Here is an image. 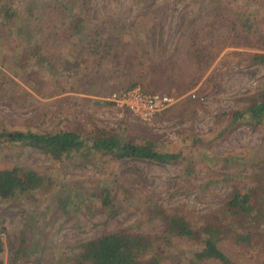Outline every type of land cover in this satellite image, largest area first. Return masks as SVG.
I'll list each match as a JSON object with an SVG mask.
<instances>
[{"label": "rangeland", "instance_id": "1", "mask_svg": "<svg viewBox=\"0 0 264 264\" xmlns=\"http://www.w3.org/2000/svg\"><path fill=\"white\" fill-rule=\"evenodd\" d=\"M3 1L26 25L12 38H0V131H54L77 122L89 131L97 124L157 141L158 148L188 154L193 161L190 178L180 175V166L138 159L70 173L68 162L61 172L38 150L0 143V169L24 166L53 180L46 194L0 199L4 264H73L82 243L118 229L153 237L162 230L155 213L159 207L198 225L262 176L264 126L257 131L242 126L212 145L192 142L215 137L227 124L224 113L241 107L264 83V66L249 62L252 53H264V0ZM79 11L84 28L66 40L63 31ZM247 19L249 31L242 24ZM44 39L55 72L35 58L21 65L23 53L33 54ZM74 49L79 57L70 56ZM142 81L174 98L151 122L102 103L132 82L143 87ZM190 181L192 192L182 194ZM103 186L112 187L124 207L119 216L107 218L109 209L103 206L94 209L98 198L91 195L75 212L56 210L61 189L80 199ZM218 245L237 264L264 259L262 244L246 254L230 239ZM202 246L201 237L196 242L173 238L165 263L186 262Z\"/></svg>", "mask_w": 264, "mask_h": 264}, {"label": "trees", "instance_id": "2", "mask_svg": "<svg viewBox=\"0 0 264 264\" xmlns=\"http://www.w3.org/2000/svg\"><path fill=\"white\" fill-rule=\"evenodd\" d=\"M28 11L27 13H31ZM19 13L11 5L0 0V38L19 32L26 25V20L19 17ZM82 12H78L67 29L63 31L66 40L74 35H80L84 28ZM246 31L251 24L242 21ZM47 43L44 40L35 44L34 53H23L21 65L29 59L35 58V63L45 66L51 72L57 69L52 61L53 56L45 51ZM74 51V53H73ZM70 56L79 57V50L74 49ZM70 60H65L71 65ZM250 64L264 66V53L254 52L249 57ZM136 82L122 88L133 87ZM98 102V101H96ZM102 103L113 105L110 101ZM114 106V105H113ZM125 113H130L123 110ZM227 124L207 143L205 140H194L193 144H211L213 140L228 135L242 126H248L252 131L260 130L264 126V83L247 97L241 107L224 113ZM2 138V139H1ZM127 133L125 130L109 129L94 124L89 131L79 122L70 129L54 131L6 130L0 131V143L6 147L18 149L30 148L42 152L53 163H57L61 172L67 169L69 163L74 173L81 169H90L93 166L104 165L107 161L138 159L165 165L181 167L180 175L190 178L193 170L192 156L181 152L166 151L158 148L159 142L151 139H142ZM182 161L185 163L182 164ZM76 170V171H75ZM65 173H62V175ZM68 174V173H66ZM190 183H192L190 181ZM53 185V180L38 171L19 165L0 169V199L16 201L22 198H33L35 194H46ZM193 183L182 187V194L192 192ZM78 199L76 192H68L63 188L56 197V210L77 211L88 195L98 198L94 209L99 206L108 208L107 218L119 216L124 207L117 201L112 187L103 186L97 192L83 193ZM92 213V212H91ZM161 221L162 230L153 237L144 233H132L118 229L106 234H100L82 243L81 251L73 264H167V246L173 238H184L196 242L199 237L203 246L195 251L191 259L186 262L178 260L172 264H197L204 260H216L221 264H237L219 248V242L230 239L239 248L242 254L264 245V173L257 179L250 190H236L231 198L220 208L212 210L210 216L198 225L179 213H166L162 208L155 211ZM3 229V228H2ZM1 229V230H2ZM3 244L0 240V252ZM167 249V250H166ZM0 264H4L0 258ZM260 264H264V259Z\"/></svg>", "mask_w": 264, "mask_h": 264}, {"label": "built area", "instance_id": "3", "mask_svg": "<svg viewBox=\"0 0 264 264\" xmlns=\"http://www.w3.org/2000/svg\"><path fill=\"white\" fill-rule=\"evenodd\" d=\"M106 100L120 110L129 111L142 122H151L158 113L174 102L172 96L146 91L140 85L116 89Z\"/></svg>", "mask_w": 264, "mask_h": 264}, {"label": "crops", "instance_id": "4", "mask_svg": "<svg viewBox=\"0 0 264 264\" xmlns=\"http://www.w3.org/2000/svg\"><path fill=\"white\" fill-rule=\"evenodd\" d=\"M148 81H142L141 84L143 85V87L141 86L142 89L146 90V91H150V92H157L158 89H156L154 86H151L150 84H148ZM139 85V84H138ZM162 94H166V93H162ZM169 95V94H167Z\"/></svg>", "mask_w": 264, "mask_h": 264}]
</instances>
